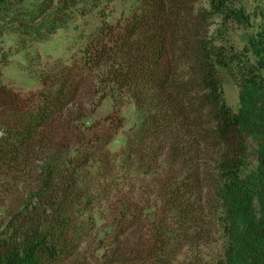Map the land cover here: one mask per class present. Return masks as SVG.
<instances>
[{"label": "trees", "instance_id": "16d2710c", "mask_svg": "<svg viewBox=\"0 0 264 264\" xmlns=\"http://www.w3.org/2000/svg\"><path fill=\"white\" fill-rule=\"evenodd\" d=\"M90 1L101 22L62 75L68 83H89L94 106L111 101L112 113L99 122L85 125L64 113L77 90L50 83L49 74H39L43 91L20 99L2 83L8 56L0 50V175L39 170L26 216L0 242V264H44L61 250L64 257L70 252L64 246L78 233L75 217L95 208L114 213L100 264H164L177 233L150 221L155 214L135 190L157 177L151 164L163 152L182 160L187 153L216 152L215 210L223 244L213 264H264V2L253 0L248 12L249 0H130L108 22L102 0ZM83 2L0 0V43L10 35L42 41ZM238 28H254L246 38L249 55L233 47ZM74 68L86 74L73 80ZM219 68L232 71L237 112L225 102ZM126 105L135 107L141 122L131 127L119 156L104 147L122 129ZM181 178L173 183L164 176L160 183L186 238L193 204ZM135 195L142 203L132 200Z\"/></svg>", "mask_w": 264, "mask_h": 264}, {"label": "rangeland", "instance_id": "374dc122", "mask_svg": "<svg viewBox=\"0 0 264 264\" xmlns=\"http://www.w3.org/2000/svg\"><path fill=\"white\" fill-rule=\"evenodd\" d=\"M262 1L264 2V0ZM129 3L130 0H113L110 3H103L102 0L100 6L102 10L105 9L106 21H116L120 13L128 8ZM93 4L94 1L84 0L82 4L77 5L74 13L71 12L68 15L67 22L42 41L28 42L25 40L24 42L17 36L10 35L4 36L0 43V50L6 52L8 56L6 66L1 71L3 85L25 101L44 90L39 74H49L50 83H62L69 88V92L77 90L73 100L67 104L64 113H67L68 110L73 112L78 118L77 122L85 125L99 122L113 111L112 103L108 99L99 106H94V97L89 94L87 87L89 83H85L83 80L79 81V79L74 80L76 73L80 76L86 73L74 68L70 76L74 81L69 83L68 78L65 79L62 75V69L64 72L65 68L68 70V66L76 65L85 37L101 22L98 10L93 8ZM246 5L248 12H252L255 2L249 0ZM252 33H254V28L236 29L231 34L233 47L246 53V38ZM246 54L249 55L248 52ZM218 78L227 106L233 112H237L239 107L238 87L232 71L219 68ZM53 89L51 88L50 91ZM70 97L71 95L68 100ZM120 114L124 119V125L112 136L104 149L109 153L122 156L127 148V136L131 127L134 125L138 127L141 121L140 115L133 105L123 107ZM157 154L158 158L163 154L165 156V158L163 156L159 158L160 160L156 159L154 162L157 164H151L157 177L148 178L147 184H138L135 190L141 194L145 202L143 205H149L147 206L150 210L149 214H155V217L151 216L154 219H150V221L154 225L161 221L165 227L177 233V239L171 241L166 248L165 254L168 257L164 264H213L219 256L223 244V235L215 210L217 202L213 161L216 158V152H196L194 155L187 153L183 160L170 157V152L168 154L157 152ZM248 162L251 163L250 160ZM34 163L39 164L37 160ZM252 166L249 167L250 170ZM38 171L37 173L25 171L12 176L0 175V242L11 234L14 224L26 216L25 214L22 216V213L25 212V206L32 199L31 194L35 187L34 180ZM164 176L171 178L173 183L179 182L180 177H182L181 179L186 178L184 181L187 184L185 198H189V203L193 204L190 210L191 220L187 221V225H185L186 238L182 231L178 233L181 225H178L179 219L174 217L173 212L176 210L172 208V205L166 203L168 196L161 192L162 183L160 181ZM173 185L176 186V184ZM138 196L135 195L132 199L136 204L142 203ZM35 203L34 199L32 205ZM113 216V212L100 214L98 208H95L93 212L79 213L78 217L74 219L75 222H72V225L75 223L78 228V233L71 245L64 246V248L67 247L66 252H70L61 258L63 250L57 251L52 256L53 258H49V261L44 264H70L76 260L84 261L85 264H100L99 258L105 244L103 238L106 236L107 223Z\"/></svg>", "mask_w": 264, "mask_h": 264}]
</instances>
